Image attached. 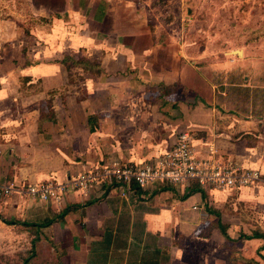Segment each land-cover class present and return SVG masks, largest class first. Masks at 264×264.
<instances>
[{"label": "crops", "instance_id": "crops-1", "mask_svg": "<svg viewBox=\"0 0 264 264\" xmlns=\"http://www.w3.org/2000/svg\"><path fill=\"white\" fill-rule=\"evenodd\" d=\"M110 1L7 0L4 5L0 0V185L63 183L84 166L111 161L155 163L179 133L190 131L197 157L231 160L262 173L263 182L251 194L264 206V108L249 100L241 111L227 100L232 89L264 94V84H255L245 72L237 80V69H230L250 56L264 57V46L257 44L264 40L246 41L236 53L212 54V67H200L181 50L152 51V36L137 34L130 22L135 19L122 10L110 13ZM63 19L80 45L117 28L118 51L80 58L96 62L102 72L74 68L84 80L77 88L70 71L54 61L79 53L60 30ZM63 72L67 82L57 84ZM90 116H96L94 132ZM197 185L204 194L193 192L192 184H153L125 194L111 184L87 194L70 190L59 203L3 195L8 198L0 201V216L17 224L0 220L1 227L21 241L29 235L21 223L53 220L43 232L63 255V264H264V214L223 213V200L213 202L212 195H226L225 200L239 191ZM249 189L240 191V203L248 202L243 200ZM253 233L262 238H240Z\"/></svg>", "mask_w": 264, "mask_h": 264}, {"label": "rangeland", "instance_id": "rangeland-1", "mask_svg": "<svg viewBox=\"0 0 264 264\" xmlns=\"http://www.w3.org/2000/svg\"><path fill=\"white\" fill-rule=\"evenodd\" d=\"M97 1L98 0H96V2ZM20 2L23 3L22 1ZM2 4L8 5L7 0H2ZM22 7L21 9L25 10L26 7ZM56 7L62 8L59 4H57ZM120 10H122V15L125 17H130L131 20L135 19L130 22L131 24L137 25V34L144 33V35L148 34L152 36L153 40L151 39V46L149 47L152 51L158 52L163 50L164 47H167V49L177 54L178 51L181 50L193 57L192 59H197L196 61L199 62L198 66L200 67L207 68L212 65V56L214 57L212 54L220 56L222 52L228 50L235 51L234 53H236L237 50L242 48L246 41L256 39L264 40V0H111L109 12L115 14L116 11ZM57 20H59V18H57ZM75 20L74 18L73 21ZM35 21L42 22L38 19ZM62 22L64 23L61 24L60 30L65 32L64 37L68 36L70 38V46L76 51H79V53H74L75 56H72L73 58L80 59L86 57V55L90 53L118 51L117 48L120 44L117 43L116 47L114 43V41L118 39L115 37L116 33H114L117 28L114 27L115 30L110 32L108 30L104 33V36L100 35L98 38L91 36L93 38L89 39V41H87L88 39L81 40L82 44L80 45L78 44L79 40L73 39V34L70 33L74 32L72 31L73 28H71L72 25L68 23L67 19H63ZM94 24L97 28L98 25L96 23ZM115 25L118 27V22ZM48 27H50V25H48ZM101 40L108 42L102 45ZM257 44L264 46V41ZM253 45H256V43ZM121 49L122 51L128 52L130 48L128 46H122ZM59 56L61 58V55ZM54 61L60 64L59 66H61L62 69L66 68L65 65L61 64V59L56 58ZM107 62H109V60L106 61V63ZM109 68L114 70V67ZM232 68L237 69L234 73V75L238 74L237 80H240L241 73L245 72V77L251 78L255 84H264V57L261 55L250 56L244 64H237L230 67V69ZM73 69L74 68L71 69L69 77L72 81L71 84H74L73 87L77 88L83 84L84 80L80 78L82 77L80 76L81 74H79L80 70L77 71L78 69L75 68L77 69L75 72L72 71ZM64 73L65 72L61 73L62 76L56 81L57 84L67 82ZM245 77H243L242 80L245 81ZM238 92L240 93V97L236 99L235 95ZM80 95L81 93L79 92V94H77L78 101H80ZM54 99L56 98L54 97ZM227 100L236 109L241 111L247 109L249 100L253 104L258 100L259 109H262V107L264 108V104H262V102H264V94H261L257 90L250 93L248 89L244 91L238 90L237 92H234V89H232L230 91V97ZM73 105L76 106V102H74ZM183 132L191 133L190 131ZM93 140H90L89 146L91 147L94 145L95 140ZM84 168H86V166L79 170V173L73 175V178H77L78 174L85 170ZM249 188L248 191L250 193H248L247 200H243L248 202L240 203L241 200L239 196L241 195L240 191L242 189L237 194H228L225 200L223 197H226V195L223 196V194L214 193V195H212V201L220 203L219 201H221V199L223 200L225 204L223 208L221 207L223 213L228 211V213H230L232 211L234 214L237 212L240 214L245 213L246 215L250 214L251 216H255V214L260 212L264 214V206L261 204L256 205V195L251 194L256 190L253 187ZM246 194L247 193L244 192L242 196H246ZM6 198L8 197L0 195V201ZM1 224L2 222H0V264H23V261L31 254V240L34 239V235L32 236L26 233L24 240H16V236L8 235L6 230L2 228L4 226L1 227ZM46 236L48 237V235ZM42 241V244L46 245L45 253H47L50 242L44 239ZM7 243L10 245L7 246ZM41 248L39 245L35 248L38 254L37 261L34 262V260L31 264H56L49 263L52 260L46 259V254L40 257V255H43L39 252ZM49 254H53L51 249Z\"/></svg>", "mask_w": 264, "mask_h": 264}, {"label": "built area", "instance_id": "built-area-1", "mask_svg": "<svg viewBox=\"0 0 264 264\" xmlns=\"http://www.w3.org/2000/svg\"><path fill=\"white\" fill-rule=\"evenodd\" d=\"M84 169L77 178H70L63 183L45 181L20 189L0 185V195L11 196L17 193L44 202L54 200L59 203L61 197L70 190L87 194L96 187L111 184L120 185L125 194L132 192L134 186L147 187L162 182L183 187L197 183L220 191H240L263 182V175L257 169L243 168L231 160L197 157L193 150V137L189 132L179 133L173 148L155 163L132 165L111 161Z\"/></svg>", "mask_w": 264, "mask_h": 264}, {"label": "trees", "instance_id": "trees-1", "mask_svg": "<svg viewBox=\"0 0 264 264\" xmlns=\"http://www.w3.org/2000/svg\"><path fill=\"white\" fill-rule=\"evenodd\" d=\"M61 64L65 65L66 69L68 71H71L72 68H84V69H88L91 72H98L101 73L102 70L100 68V65H98L96 62H90L86 59H75L72 56H65L61 61ZM88 122H89V126H90V131L94 132L96 129V116H90L88 117ZM158 184H162V185H169L172 186L173 184H166V183H158ZM143 187H138V186H134V189L139 190L142 189ZM192 188H193V192H202V194H204V191H202V189L196 184V183H192ZM67 213V210L64 211V213H62L60 216H65ZM217 216L220 217V214L217 213ZM0 220L2 222H4L7 225H16V220L12 219V220H7L3 217L0 216ZM53 223V220H48L42 224H27V223H21V225L26 226V228H28V232L30 235H34V239L31 240V254L29 257H27L24 261L23 264H31L34 260V262L37 261V251H36V247L41 248L39 250V252H41L43 255H40V257L44 256V254H46V259H50L52 261H50L49 263H56V264H63L61 262V257L63 256L61 253L56 252V248L54 246V244L51 242V240L49 239V237L46 236V234L43 232V230L47 227H49L51 224ZM20 224V223H19ZM218 227L220 229V231L222 232L223 235H225L226 237H228L227 235V226L225 224H223L221 222V220H219L218 223ZM241 239H247V240H252L255 238H262V235L259 233H253L252 235H242L240 237ZM48 240L50 242V247L49 250L47 248V253H45L46 251V245L42 244V240ZM230 239V238H229ZM48 246V245H47ZM55 250H54V249ZM50 249L52 250V255L49 254Z\"/></svg>", "mask_w": 264, "mask_h": 264}, {"label": "water", "instance_id": "water-1", "mask_svg": "<svg viewBox=\"0 0 264 264\" xmlns=\"http://www.w3.org/2000/svg\"><path fill=\"white\" fill-rule=\"evenodd\" d=\"M239 52V51H238Z\"/></svg>", "mask_w": 264, "mask_h": 264}]
</instances>
